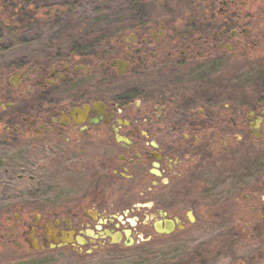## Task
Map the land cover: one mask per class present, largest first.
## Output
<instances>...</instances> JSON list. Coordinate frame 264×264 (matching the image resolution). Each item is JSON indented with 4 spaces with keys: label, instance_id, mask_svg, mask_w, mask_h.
Masks as SVG:
<instances>
[{
    "label": "flooded vegetation",
    "instance_id": "af4514ba",
    "mask_svg": "<svg viewBox=\"0 0 264 264\" xmlns=\"http://www.w3.org/2000/svg\"><path fill=\"white\" fill-rule=\"evenodd\" d=\"M131 1L0 68V264H264V0Z\"/></svg>",
    "mask_w": 264,
    "mask_h": 264
},
{
    "label": "rangeland",
    "instance_id": "374dc122",
    "mask_svg": "<svg viewBox=\"0 0 264 264\" xmlns=\"http://www.w3.org/2000/svg\"><path fill=\"white\" fill-rule=\"evenodd\" d=\"M34 2L37 15L31 21L25 20L21 23L0 26V68H4L10 62H17L25 56L32 58L39 55L42 48L52 45L56 32L68 30L69 25L75 30H100L106 20V27L113 29L123 18L138 11L131 0L130 2L127 0H34ZM101 17L105 20L99 21ZM204 227L191 234L190 247L202 251L203 254L208 253L209 258H214L215 242L225 237L229 230L221 226ZM244 244L246 243L240 242L237 245L236 255L245 254L249 245L253 250L257 248L254 247L257 243ZM182 249V253L179 254H186L188 248ZM227 253L229 252L221 253L217 258H230ZM157 255L159 258H176L168 255L165 250L155 257ZM228 263L227 260H221L219 264Z\"/></svg>",
    "mask_w": 264,
    "mask_h": 264
},
{
    "label": "trees",
    "instance_id": "16d2710c",
    "mask_svg": "<svg viewBox=\"0 0 264 264\" xmlns=\"http://www.w3.org/2000/svg\"><path fill=\"white\" fill-rule=\"evenodd\" d=\"M34 3V0L2 2L0 4V26L8 23H21L25 20L31 21L37 15Z\"/></svg>",
    "mask_w": 264,
    "mask_h": 264
}]
</instances>
